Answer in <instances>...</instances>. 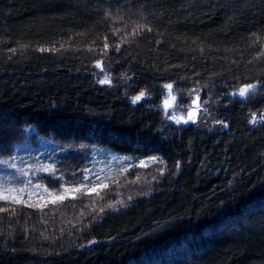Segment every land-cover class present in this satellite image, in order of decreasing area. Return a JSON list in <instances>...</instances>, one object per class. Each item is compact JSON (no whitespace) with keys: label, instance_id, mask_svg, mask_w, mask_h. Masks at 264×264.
<instances>
[{"label":"trees","instance_id":"obj_1","mask_svg":"<svg viewBox=\"0 0 264 264\" xmlns=\"http://www.w3.org/2000/svg\"><path fill=\"white\" fill-rule=\"evenodd\" d=\"M262 53L264 0H0V159L34 131L164 161L101 213L0 200V264H264Z\"/></svg>","mask_w":264,"mask_h":264},{"label":"rangeland","instance_id":"obj_2","mask_svg":"<svg viewBox=\"0 0 264 264\" xmlns=\"http://www.w3.org/2000/svg\"><path fill=\"white\" fill-rule=\"evenodd\" d=\"M168 101L172 109L175 102L172 99ZM33 133L31 139L16 146L11 157L0 159L8 161L7 164H0V193L9 197L0 200L13 202L14 198L25 204H34L40 209L73 199L69 202L72 203L71 212L75 210L77 214L80 213L79 208L87 213L92 210L86 209V201L81 203L76 200L96 199L93 205L97 204L98 207L92 212L101 213L104 208L126 206L135 198L151 192L148 184L139 189L137 186L143 178L146 183L151 182L147 178L156 171L151 167L159 164L158 159L156 162L150 158L138 159L96 145H66ZM81 184L85 187L77 191ZM94 185L106 187H97L90 195L83 194ZM61 195L64 199H57ZM68 206L65 205V209Z\"/></svg>","mask_w":264,"mask_h":264},{"label":"snow or ice","instance_id":"obj_3","mask_svg":"<svg viewBox=\"0 0 264 264\" xmlns=\"http://www.w3.org/2000/svg\"><path fill=\"white\" fill-rule=\"evenodd\" d=\"M149 31H151V29H149ZM134 34H135V33H134ZM105 39H107V37H105ZM105 48H107V45H105ZM117 50H119V46H118V45H117ZM13 51H15V50L13 49ZM41 51H44V49H41ZM262 55H264V53H262ZM96 67L101 68V71H104V69H103V67L101 66V63H100V62L97 63ZM99 83H102V84H109V85H111L112 81H111V78L107 75V73H105L103 79L100 80ZM172 87H173L172 84H166V85H164V88L168 89V90H169V93L171 92ZM257 87H258V86H257L256 84H247V85H245L244 87L240 88L237 92H233L232 95H233V96H237V95H238L239 97H242V98L247 99L248 96H249V94H250L251 92L255 91V90L257 89ZM193 91H195V90H193ZM188 95H189V96H192V92H189ZM144 96H145V93H144V92H141L139 95L135 96V97L132 99V103H134V104L137 103L138 101H140L141 99H143ZM175 99H176V97L173 96V97H172V100L174 101ZM196 100H199V96H198V95L196 96L195 100L192 101V103H195ZM205 103H207V101H205ZM171 106H172V105H170L169 101L166 99V100L164 101V107H165V108H169V107H171ZM181 106L183 107V106H185V105H181ZM165 115H168L167 112L165 113ZM253 116H255V114H253ZM168 119L173 120V121H174L175 123H177V124H179V123H181V122L187 124V123H189V120H191L193 123L196 122L195 119H193V114H192V112H189V113H188V119H184L183 117H176L175 115L168 116ZM257 122H258V121H257L255 118H253V119L251 120V123H252V124H256ZM261 122H264V117H261ZM218 123L223 124V121H218ZM223 126H224V127H227L226 124H223ZM123 159H131V158H130V157H124ZM150 159H151L153 162H156L158 158H157V157H151ZM7 163H8V161L0 160V164H7ZM159 163L163 164L164 161H163V160H159ZM11 166L14 167V165H11ZM141 166H143V162H141ZM176 167L179 168V165L177 164ZM21 171H23V170H21ZM161 174H163V173H161ZM24 175H28V173H24ZM60 179H62V178H60ZM85 179H87V177H85ZM36 187H40V186L37 185ZM83 187H85V185L81 184L76 190H77V191H80V189L83 188ZM97 187H106V185H99V186L94 185L93 188L89 189L87 192H84L83 194H84V195H90L92 192L96 191V188H97ZM21 191H22V190H21ZM65 191H66V190H65ZM73 198H75V196H73ZM0 199L7 200V199H9V197L3 195L2 193H0ZM57 199H59V200H63V199H64V196L61 195V196L57 197ZM13 202H19V201H16V200L13 198ZM53 202H55V201H53ZM0 211H6V209H0Z\"/></svg>","mask_w":264,"mask_h":264},{"label":"bare ground","instance_id":"obj_4","mask_svg":"<svg viewBox=\"0 0 264 264\" xmlns=\"http://www.w3.org/2000/svg\"><path fill=\"white\" fill-rule=\"evenodd\" d=\"M141 101V100H140Z\"/></svg>","mask_w":264,"mask_h":264}]
</instances>
